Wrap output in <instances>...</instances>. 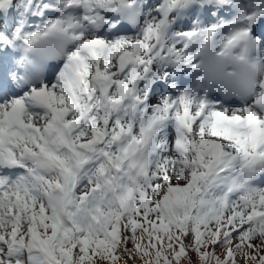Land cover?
I'll return each instance as SVG.
<instances>
[{
  "label": "snow or ice",
  "instance_id": "obj_1",
  "mask_svg": "<svg viewBox=\"0 0 264 264\" xmlns=\"http://www.w3.org/2000/svg\"><path fill=\"white\" fill-rule=\"evenodd\" d=\"M241 44L242 103L181 88ZM240 259L264 264V0H0V264Z\"/></svg>",
  "mask_w": 264,
  "mask_h": 264
},
{
  "label": "clouds",
  "instance_id": "obj_2",
  "mask_svg": "<svg viewBox=\"0 0 264 264\" xmlns=\"http://www.w3.org/2000/svg\"><path fill=\"white\" fill-rule=\"evenodd\" d=\"M200 59L203 61L200 73L194 78L197 86H206L210 91H224L229 93L227 98L243 100L244 91L256 78V70L250 60V51H246L241 44L232 53L218 57L214 50H205ZM201 77H203L201 79Z\"/></svg>",
  "mask_w": 264,
  "mask_h": 264
},
{
  "label": "rangeland",
  "instance_id": "obj_3",
  "mask_svg": "<svg viewBox=\"0 0 264 264\" xmlns=\"http://www.w3.org/2000/svg\"><path fill=\"white\" fill-rule=\"evenodd\" d=\"M174 184L176 183V181L175 180H173L172 181ZM177 183H185V181H177ZM243 259H240V262L242 261ZM244 262V261H243ZM135 264H140V261L139 260H137L136 262H135ZM243 264V263H242Z\"/></svg>",
  "mask_w": 264,
  "mask_h": 264
}]
</instances>
